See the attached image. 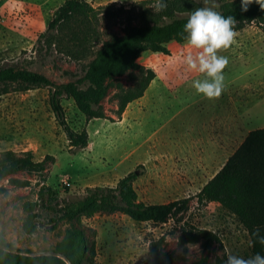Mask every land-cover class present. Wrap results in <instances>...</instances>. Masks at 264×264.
Listing matches in <instances>:
<instances>
[{
	"label": "rangeland",
	"instance_id": "374dc122",
	"mask_svg": "<svg viewBox=\"0 0 264 264\" xmlns=\"http://www.w3.org/2000/svg\"><path fill=\"white\" fill-rule=\"evenodd\" d=\"M64 1H0V66L28 69L58 84L82 76L92 57L76 62L63 52L36 45L38 35L45 31L54 11ZM84 1L98 8L109 4L129 7L141 0ZM201 1L205 7L218 10V0ZM99 33H104L102 39L109 41L110 34L122 35V25L119 21H101ZM168 49L169 56L145 52L138 59L139 65L155 72L154 86L161 80L170 91H176L183 86H171L175 83L173 79L187 84L190 79L202 78L203 74L188 69L184 61L190 52L195 54L186 42H171ZM218 55L228 59L223 69L224 81L228 82L229 92L236 90L237 98L229 102V132L220 149L213 144L216 134L205 132L209 129L208 122L212 128L216 123L214 110L208 108L212 100H201L204 96L191 84L180 101L160 91L159 106L155 102L121 123L115 118L112 91L102 107L106 117L116 122L94 119L87 122L73 101L63 97L61 105L68 125L76 132L86 129L88 133V145L82 150L69 147L50 109L47 88L0 84V161L6 153L19 156L28 151L35 162L47 155L53 157L47 160L43 173L18 172L0 180V239L10 249L3 250L8 254L0 257V264H60L44 258L49 256L35 254L57 252V245L69 231L83 233L85 249L76 258L77 264H150L149 243L160 238L164 239L161 253L172 255L169 264H194L205 255L209 264H222L229 254L251 256L249 236L235 218L217 203L200 204L197 195L246 135L264 128V30L247 26L236 32L231 47L218 50ZM231 78H252L263 84L243 90L230 84ZM121 82L130 85L127 75L121 77ZM195 99L197 104L188 109L187 104ZM180 108L184 111L177 123L190 117L192 124L188 131L181 135L179 131L174 136L168 134L171 128L166 127L157 136L163 139V145L155 139L148 145L147 139L159 130L165 117ZM210 152L212 155L208 156ZM133 171L138 174L133 187L139 201L165 204L187 199L186 209L163 224L135 222L115 213L91 218L72 216L59 222L53 231L48 230L53 214L39 201L42 185L56 191L61 203L76 202L85 196L87 187H115L119 179ZM32 203L36 206L27 211V205ZM27 222L30 223L25 228ZM195 230L210 231L218 237L219 241L208 253L202 252L200 240L179 244L183 233Z\"/></svg>",
	"mask_w": 264,
	"mask_h": 264
},
{
	"label": "trees",
	"instance_id": "16d2710c",
	"mask_svg": "<svg viewBox=\"0 0 264 264\" xmlns=\"http://www.w3.org/2000/svg\"><path fill=\"white\" fill-rule=\"evenodd\" d=\"M2 1V0H0ZM218 12L235 18V31L247 26L264 30V9L253 0L247 11L241 8V0H218ZM166 7L157 9V0H141L129 7L109 4L98 8L84 0H65L53 13L45 31L40 33L36 45L45 49L63 52L73 61L81 62L92 57L82 70V76L65 83H55L46 76L15 66H0V84L13 83L26 87L48 89V103L55 121L64 132L69 147L85 149L88 145L86 129L74 131L67 123L61 105L63 97L73 101L77 110L90 120L121 121L127 106L145 94L156 78L152 69L138 64L145 52L170 55L168 44L185 43L183 25L189 14L196 8L205 7L201 0H164ZM264 2V0H260ZM101 21H119L122 35L110 34L104 41V33H99ZM66 32V33H63ZM127 75L129 86L122 84L121 77ZM112 91L111 98L116 104L115 119L106 117L102 102ZM6 92V90H4ZM0 161V180L18 172L43 173L47 160L35 162L31 152L17 156L6 153ZM133 171L119 179L115 187H87L85 196L76 202H59L56 191L42 185L38 191L41 205L53 214V231L59 222L76 216L91 218L97 214L119 213L135 222L163 224L171 216L181 213L187 207V199L165 204H151L139 201L133 187L137 179ZM200 204L217 203L232 215L247 232L250 239V255L264 247L254 242L252 232L261 229L264 234V128L249 132L239 147L227 159L223 167L202 187L197 195ZM36 205L28 204L32 211ZM30 223L27 222L26 225ZM201 241L203 253H208L218 237L210 232L195 230L179 237V244ZM163 238L149 243L150 264H169L172 255L161 253ZM0 245L3 241L0 239ZM85 249L83 233L69 231L65 239L57 245V252L71 264H77L80 252ZM0 250V257L5 256ZM65 264L57 257H44ZM194 264H209L207 256H202Z\"/></svg>",
	"mask_w": 264,
	"mask_h": 264
},
{
	"label": "clouds",
	"instance_id": "9594fccd",
	"mask_svg": "<svg viewBox=\"0 0 264 264\" xmlns=\"http://www.w3.org/2000/svg\"><path fill=\"white\" fill-rule=\"evenodd\" d=\"M253 0H241V8L247 11V6ZM264 9V2L255 0ZM155 7H166L164 0H157ZM236 20L233 16H224L212 7H199L192 11L186 23L183 25L186 33L187 45L195 50V54L189 53L184 61L190 70L197 71L202 78L191 82L192 87L198 94L211 99L218 97L224 87L223 69L228 64L225 56L218 55V50L228 49L235 41ZM254 242L264 247V234L259 227L252 232ZM222 264H264V254H255L244 257L237 254H229Z\"/></svg>",
	"mask_w": 264,
	"mask_h": 264
},
{
	"label": "crops",
	"instance_id": "0c3cea01",
	"mask_svg": "<svg viewBox=\"0 0 264 264\" xmlns=\"http://www.w3.org/2000/svg\"><path fill=\"white\" fill-rule=\"evenodd\" d=\"M155 80H156V78L151 82V84L147 88V90H146V92L142 98L132 102L131 104H129L127 106L126 110L124 111V113L122 115V119H121V121H119V123L125 121L126 119H131L132 117L136 116V114L139 111H142L144 108L148 109V107H150V105L154 104L155 102H156V106H159L160 101H162L160 91L165 92L166 96H171V98L174 101H176V102L180 101L184 95L186 87L188 85H190L191 82L195 79H190L187 84L180 83L179 80L173 79L172 81L175 83H173L171 86H175L176 84H178L179 86H183L182 89H179L176 91H170V89L168 87H166L167 85H164V83L161 80L160 81L157 80L156 86H154ZM229 82H231L230 84H234V86L242 87L243 90H249L251 88V86H253V85L261 86L263 84L262 82L257 83L256 79H252V78L251 79L250 78L249 79L231 78ZM223 83H224L223 90L221 91V94L218 97H214L211 99L204 97V99H201L204 101L212 100V103L208 104V108H209V110H214V112H215V118L214 119H215L216 123L214 124L215 127L212 128L211 127L212 125L210 124V122H208L209 129L205 130V132H207V135L211 134V133L216 134V138H215V141L213 144H216V145H214L215 148H217V146H219V149L221 148L222 143L226 144L227 134L229 132V123H228L229 102H233V101L235 102V100L237 99L235 97L236 90L229 92V89L227 87L228 82L225 80ZM247 97H249V95ZM197 102L198 101H196V99L192 101V104H191V102H189L187 104V108L190 109V107H194L197 104ZM183 111H184V109L180 108L178 110H174L173 112L170 113V115L166 116L165 117L166 120L164 122H162V124H160V128H157L159 130H157L155 132V134H153L152 137H149L147 139L148 145L151 142H153L154 139L160 145H163L162 144V143H164L163 139H160L157 136L160 132H162L164 129H166V127L171 128V130L168 132V134L169 135H171V133L175 134L174 136H177V133H179V131H182L179 135H181L183 133V131H188L187 129L192 124V120L190 117H187V119H182V121L179 124L177 123V120L179 119V117L181 116ZM218 135L220 137H218ZM180 137L184 139V135H182ZM185 140L187 143H189L188 141H190V139L188 140V136L185 137ZM199 140L200 141L202 140L203 142L205 141L202 138L201 139L199 138ZM188 145H190V144H188ZM209 155H212V152H210L208 154V156Z\"/></svg>",
	"mask_w": 264,
	"mask_h": 264
},
{
	"label": "water",
	"instance_id": "95a60500",
	"mask_svg": "<svg viewBox=\"0 0 264 264\" xmlns=\"http://www.w3.org/2000/svg\"><path fill=\"white\" fill-rule=\"evenodd\" d=\"M0 250H4V251H10L9 248L3 246V245H0ZM35 255H43V256H49V257H57V258H60L62 259L66 264H71L63 255H61L60 253H57L55 251H45V252H41V253H37Z\"/></svg>",
	"mask_w": 264,
	"mask_h": 264
}]
</instances>
